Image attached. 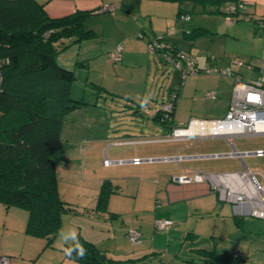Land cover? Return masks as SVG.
Instances as JSON below:
<instances>
[{
  "label": "crops",
  "instance_id": "crops-1",
  "mask_svg": "<svg viewBox=\"0 0 264 264\" xmlns=\"http://www.w3.org/2000/svg\"><path fill=\"white\" fill-rule=\"evenodd\" d=\"M229 2H240L249 7L234 15L232 23L226 21L224 13H219L225 17L226 28L224 29L220 22L216 24V27L201 25L195 21L186 24L190 20L189 13L185 9L187 5L182 6V13L188 15L189 19L181 20L179 5L169 1L52 0L45 4L44 9L49 17H61L76 10H93L94 12L86 19L85 28L91 30L94 35L77 43L75 48L77 51L76 64L93 73L94 79L90 77L89 73L86 82L90 81L95 86L104 89V78H113L115 86L128 80L129 83H139L138 89L143 92L146 78L150 74L149 71L143 74L142 81L134 79L133 75L126 79L122 73L137 67L142 68L144 60L150 65V55L145 42L153 36L164 34L168 43L182 50L178 45L180 38H187V33L198 28L206 30L204 33L223 37V58L214 59L212 63L208 62L204 69L197 68L198 71H206L205 69L212 68V66L232 69L230 61L238 59L243 62L244 66L234 68L232 71L242 81H244L242 68L250 71L249 83L258 82L264 77V73L260 69V57L264 54V26H259L264 21V0H231ZM222 11L224 12V8ZM93 18L99 21L91 23ZM179 19L182 24H179ZM139 34L145 36L143 40L139 39ZM105 37L110 41H104ZM118 45L122 46L121 60L118 63L111 62L108 57L109 53L115 50ZM55 61L59 66L69 69L65 67L66 63H59L56 58ZM230 77H232L230 78L232 84L220 77L216 84L204 87L203 91L194 87L190 97L191 101L201 104L203 111L198 110L196 114L194 113L195 115L190 114L186 125L193 119L212 120L225 116L234 84L233 76ZM170 91L172 92L174 89ZM204 91L215 92L216 98H206ZM177 95L178 93L171 115L169 127L171 130L176 127L173 126L176 122L173 116ZM128 96L133 98L129 93ZM70 97L77 98L76 90L72 84ZM163 103L161 102L159 106L151 110L154 120H156V115ZM88 109L90 108L75 109L67 115L69 118L62 122L59 140L63 138L67 143L63 144V148L67 153L73 154L74 158L65 159L67 166L61 169V182L63 181L67 187L72 188L75 187L74 179L81 178L83 182L95 185L97 196L102 183L110 182L112 192L108 197L106 212L95 210L102 216L108 213L112 218L114 216L117 219L128 210L129 206H131V212L134 213L140 200L138 197L143 196L147 190L148 193H152V198H156L157 203H155L152 212L142 208L138 210L141 213L138 223H133V220L122 221L124 235L115 238L109 233L105 236L100 231V233L93 232L94 236L99 239H91L83 234L76 224L71 223V220L68 221V225H73L63 228L62 220L57 236V247L60 248V253L55 256L56 264H82L65 257L64 249L74 241L70 238L73 231L93 243L106 258L114 261H144L145 264H264V220L234 214L232 206L220 202L206 183L179 184L173 181V178L192 170L225 173L241 172L247 168L259 182L264 184V156L254 155V152L264 150V142L240 144L234 141L236 138L264 137V135L236 136L230 145L223 137L194 141H165L161 138L156 141L144 137L143 132L135 135L117 132L114 136L118 140L107 142L103 138H91L88 139V144L83 150L80 143L84 137L80 136L82 130L80 126L90 129L93 125L89 123L90 120L86 116L87 111H91L90 113L93 114H98L101 111L97 108ZM78 111H84L86 119H79L80 114L78 113L81 112ZM138 115L142 114L138 113ZM73 119L77 123L73 122ZM78 121L80 122L78 123ZM185 121L181 119L178 124H183ZM104 141L107 143L106 148ZM233 150L243 154L242 157L232 155ZM86 152L92 160H97V169L91 175H89L90 173L86 174L90 163L89 158H86ZM102 155L104 156L103 160L107 159L111 162L110 166L102 165ZM176 156L180 157L177 165L173 160ZM246 157L261 159L259 162L261 166L249 167L246 164ZM163 158H167L170 163H164ZM133 159H140L142 162L135 165L131 163ZM92 160L91 164L94 165L96 162L94 163ZM147 160L151 161L147 162ZM74 166L75 169L72 170ZM56 178L59 183L57 174ZM59 186L60 184L58 185L59 198L70 206L73 203L62 197L67 193L61 194V186L60 188ZM157 219H172L175 224L168 230L156 231L154 222ZM26 221L27 212L25 210L18 207L6 209L0 204V256L10 257L11 264H21L25 260L21 248L29 244L32 241L30 239H35V237L25 234ZM135 224H138L137 227L134 226ZM130 229L140 232L141 242L139 244L133 245L129 241L127 234ZM62 233L69 238L65 239ZM200 250L210 251L211 254L206 255ZM16 255H19L20 258H16ZM210 255L215 258L214 261L209 260ZM223 258L230 259L221 261Z\"/></svg>",
  "mask_w": 264,
  "mask_h": 264
},
{
  "label": "trees",
  "instance_id": "trees-1",
  "mask_svg": "<svg viewBox=\"0 0 264 264\" xmlns=\"http://www.w3.org/2000/svg\"><path fill=\"white\" fill-rule=\"evenodd\" d=\"M50 1L0 0V204L6 209L25 210V234L45 239L46 246L58 236L62 215L71 211L69 204L59 198L55 171L61 125L68 113L86 105L70 97L74 72L59 66L55 58L68 43H79L94 35L85 28L93 10L49 17L44 6ZM158 1L177 3L180 16L184 5L200 6L204 13L226 14L225 8L231 0ZM209 4L211 9H207ZM262 24L264 21L259 26ZM204 32L198 28L188 36ZM160 38L172 50L179 51ZM173 95L170 114L164 118L160 107L156 120L166 122L171 118L176 94ZM111 192V183H102L96 211L106 212ZM77 242L86 250L83 257L78 255ZM68 249L72 250L71 255L67 254ZM64 253L67 259L82 264H145L108 259L80 235L66 246ZM209 260L215 258L211 256Z\"/></svg>",
  "mask_w": 264,
  "mask_h": 264
},
{
  "label": "rangeland",
  "instance_id": "rangeland-1",
  "mask_svg": "<svg viewBox=\"0 0 264 264\" xmlns=\"http://www.w3.org/2000/svg\"><path fill=\"white\" fill-rule=\"evenodd\" d=\"M37 1L42 3L44 0ZM210 6L211 5L209 4L207 9H211ZM247 7L249 6L246 5L245 8ZM185 9L188 11L190 16V20L187 21L186 24H190L195 21L201 25L216 27V24L220 22V25L223 26V29L226 28V22H224L225 17L219 13H204L201 11L200 6L187 5V7L185 6ZM98 21V19L93 18L90 22L96 23ZM178 22L179 24H182L180 19ZM188 34L189 33H187V35ZM142 36V39L139 38L140 40H143L145 37L144 35ZM159 36H162L165 39L164 34H159ZM156 37L157 36H153L151 39H155ZM106 39L107 37L104 38V41H110L109 39ZM147 42L148 40L145 42V46L150 55V65L146 60H144L142 68L137 67L134 68V70L125 71L122 73V76L126 79L132 77L133 75L134 79L142 81L144 78L143 74L149 71L150 74L148 78H146L145 90L143 92L138 89L139 83H129L128 80H125L124 82L115 86L113 78H104V89L97 87V85L95 86V84L91 83L90 81L86 82V77L90 72L87 68L76 64L75 57L77 51L75 48L77 43L75 42L68 43L70 46L62 51H59V53L56 55V60H58L59 63H66L64 64L65 67H68V70L74 72L75 79L72 85L74 90H76L77 98L73 100L84 101L86 105L82 108L88 107L90 108L88 110H93L95 108H97V110H101L98 114H93L90 113L91 111H87L88 113L86 116H88V119L90 120L89 123H92L93 125L90 129L80 126V129H82L80 136L84 137L82 138L83 141L80 143V146L83 150L88 144V139L91 138H103L107 142H111L114 139L118 140L114 136L117 132H121L126 135H135L136 133L139 134V132H143L144 137L156 141L161 138H167L171 134V128H169L171 125V118H169V120L166 122H163L161 119L154 120V114H152L151 110H153L156 106H159L161 102H169L174 96L173 94L178 93L175 104V114L173 116V119L176 122H173V126L182 127L186 125L185 123L187 122L190 114L195 115L197 113L196 111H203L201 104H195L191 101L190 97L191 93L194 91V87H198L200 91H203L204 87H207L210 84H216L220 77H223L228 83L232 84L230 79L232 77L208 73L206 72L207 69H205L206 71L190 73L183 77L181 71L175 67V65L165 61V59L160 57V55H158L156 52L150 51L147 46ZM222 43L223 37H221V35L219 36L213 35L212 33H203L195 37L187 36L185 39L180 38L178 45L182 49L181 51L184 50L183 52L194 57L198 69H204L208 62L212 63L214 59L218 60L223 58ZM234 60L235 59H232L230 61V66L233 70L234 68L239 67L238 65L232 64ZM212 68L228 69L229 67L222 68L220 66H212ZM242 70L244 75L243 80L249 82L248 77L250 71L246 70L245 68H242ZM90 77L93 78V73H90ZM172 89H174V91L171 92L170 90ZM128 93L133 98H130ZM205 93L206 91H204V96ZM217 104H219L218 101ZM78 112H81L78 113L80 114V117H78L79 119H86L84 111ZM138 113L142 115H138ZM67 115L65 119L69 118ZM181 119L186 121L183 124H178V121ZM73 122L77 123V121L74 119ZM79 122L80 121H78V123ZM66 137L69 136L66 135ZM106 141L104 142L106 143ZM234 141L240 144H248L251 142L260 143L264 142V137L236 138ZM58 143L59 145L55 153L54 160L56 174L61 182V169H63L64 166H67L65 164V159H71V157L74 158V156L71 153H67L66 149L63 148V144H67L63 138H61ZM198 143H200V141H198ZM106 147L107 143L105 148ZM85 155L87 159L89 158L88 160L90 162L88 164L89 167H87L88 172L86 171V174L90 173L89 175H91V173L97 169V160H92L90 156L88 157L87 152ZM103 158L104 156L102 155L101 161ZM91 160L92 162L96 163L94 165L91 164ZM245 160L249 167L258 166L260 165L259 162L261 161V159H257L255 157H246ZM163 162L167 164L168 162L170 163L168 160ZM71 164L74 165L73 163ZM175 164L177 165L178 163L175 161ZM102 165L105 166L103 162ZM110 165L111 164L107 165L106 167ZM91 166L92 168H90ZM74 169L75 166L72 167V170ZM60 182L58 183L57 181L58 185L60 184L61 186V194L67 193L62 197H65L64 199H69L71 203H73L70 205L71 211L62 215L63 228L73 225H68V221L71 220V223L76 224V227H79L83 234L87 235L91 239H99L94 236V233H100V231H102L101 234L107 236L106 234L109 233L110 236L114 238L118 237L119 235H124L122 233V229H124L122 226V221L128 222V220H133V223H138L141 215L138 210L142 208L152 212L154 210L155 203H157L155 200L156 198H152V193H148L149 191L147 190L143 196L138 197L140 200L137 203L138 205L134 212L135 214L131 212V206H129L128 210L125 211L120 217H117V219L114 216L112 218L108 213H106L104 217L100 215V213H97L94 209L97 201L96 199L98 197L95 192L96 190L94 184L83 182L82 179L79 178L78 180L74 179L75 187L71 188L67 187V184H64L63 181L61 183ZM137 225L138 224H135L134 226L137 227ZM77 236L78 235L76 234V237ZM30 240L32 241H30L29 244L21 248L25 257V260L22 261L21 264H56L55 256L60 253V248L57 247V237L52 241L51 246L49 247L45 245V239L35 238ZM15 257L18 259L20 258L19 255H16Z\"/></svg>",
  "mask_w": 264,
  "mask_h": 264
},
{
  "label": "built area",
  "instance_id": "built-area-1",
  "mask_svg": "<svg viewBox=\"0 0 264 264\" xmlns=\"http://www.w3.org/2000/svg\"><path fill=\"white\" fill-rule=\"evenodd\" d=\"M245 4L228 3L226 12V21L233 22V15L245 9ZM108 9V8H107ZM181 20H188V15H180ZM142 37V34H139ZM157 36L150 41L147 46L150 51L160 53V57L165 61L172 63L177 67L182 76L185 77L190 73L199 72L196 61L193 56L179 50H172L161 38ZM122 46L118 45L115 50L109 53L111 62L121 60ZM239 67L244 66L243 62L235 59L232 63ZM249 68V66H247ZM260 69L264 73V54L260 57ZM207 72L233 76L234 84L232 87L231 97L227 112L223 118L203 120L193 119L184 127L176 126L171 130L170 136L164 138L165 141H194L197 139H215L223 137L232 145V139L236 136H258L264 135V77L258 82H244L234 74L232 69L208 68ZM205 96L215 99L216 94L213 91L206 92ZM172 100V98H171ZM161 104V113L166 118L172 109V102ZM232 155L242 157L233 150ZM255 156H264V150L254 152ZM167 160V158H163ZM178 162L180 157L173 158ZM151 160H147L150 162ZM142 161L133 159L132 164L138 165ZM122 163V162H119ZM105 166L111 164L107 159L103 160ZM175 183L179 184H198L206 183L210 190L214 192L220 202L228 203L232 206L234 214L238 216H251L264 220V184L259 182L254 174L247 168L241 172L210 173L199 170L184 172L180 176L173 178ZM175 221L172 219H157L154 222L156 231L168 230L174 226ZM128 239L133 245L141 242V234L136 229L128 231ZM12 259L7 256H0V264H11Z\"/></svg>",
  "mask_w": 264,
  "mask_h": 264
},
{
  "label": "clouds",
  "instance_id": "clouds-1",
  "mask_svg": "<svg viewBox=\"0 0 264 264\" xmlns=\"http://www.w3.org/2000/svg\"><path fill=\"white\" fill-rule=\"evenodd\" d=\"M62 236H64L65 239H68L69 238L68 236H65L64 233H62ZM70 238L73 239V240L76 239V233H75V231H73L71 233V237ZM76 249H77L78 255L80 257H83L84 255H86V250L78 242H77V245H76ZM71 251H72L71 249L66 250L67 254H69V255H71Z\"/></svg>",
  "mask_w": 264,
  "mask_h": 264
},
{
  "label": "water",
  "instance_id": "water-1",
  "mask_svg": "<svg viewBox=\"0 0 264 264\" xmlns=\"http://www.w3.org/2000/svg\"><path fill=\"white\" fill-rule=\"evenodd\" d=\"M162 161H167V160L162 159ZM168 161H169V160H168Z\"/></svg>",
  "mask_w": 264,
  "mask_h": 264
}]
</instances>
